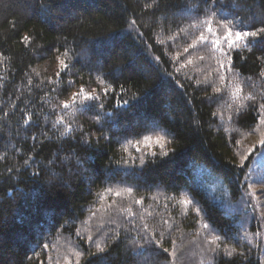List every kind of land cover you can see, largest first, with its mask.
I'll return each mask as SVG.
<instances>
[{
	"label": "trees",
	"instance_id": "obj_1",
	"mask_svg": "<svg viewBox=\"0 0 264 264\" xmlns=\"http://www.w3.org/2000/svg\"><path fill=\"white\" fill-rule=\"evenodd\" d=\"M58 2L76 7L54 12L45 22L39 16L28 14L23 0H0V157H6L0 158V264H76L77 250L95 251L87 237H98L100 225H104L109 235L118 231L123 241L121 253L130 254L134 247L132 240L137 238L133 224L141 223L155 229L158 239L164 233V247L171 248V241L176 242L179 253L176 264H208L206 238L211 236L203 229V223H209L221 234L227 232L230 237L243 236L246 232L251 244L245 242V247L252 249L253 264L264 260V219L254 214L251 207L261 201L245 203L250 199L246 185L252 184L251 190L259 195L261 185L256 181L264 177V157L257 154L259 148L244 162L243 171L236 167L241 163L237 154L257 144L258 141H253L264 134V125L255 119V113L241 120H228L240 103L231 95L237 84L243 86L241 95L253 92L259 97L264 92V79L258 77L259 62L254 63L253 53H233L240 76L228 72L226 82L220 81L216 74L219 53L213 56L210 46L190 49V55L185 53L193 61L190 65L182 66L183 59L177 62L174 57L178 52L182 53L201 31L207 34L204 24L190 26L196 23L197 15L205 19L195 7H185L192 0H168L167 12L155 16L152 9L144 7L148 0ZM13 19L19 21L15 34L8 22ZM131 19L137 21L135 30L129 28ZM178 28L186 32L175 40L169 39ZM24 35H32L34 45L25 48L21 42ZM82 50L88 51L92 63L77 62V53ZM64 51L69 53L66 62L70 71L57 76L60 71L57 56ZM99 52L112 53L113 58L98 56ZM117 55L119 60L114 59ZM201 56L203 60L199 59ZM97 60L100 64L107 63V67L98 70ZM101 71L109 87L108 95L101 96L105 110L112 112L123 100L134 103L132 94L141 97L151 85L150 102L128 119L139 117L148 124L154 121L163 127L166 116L175 114L179 117L183 138L167 146L168 157L159 155L158 146L148 149L158 155L146 156V159H156L159 163L141 171L137 159L126 175L115 171L121 167V157L127 159L128 153L117 143L124 139L119 134L122 130L113 128L107 132L110 142L102 141L99 147L81 153L88 158L85 167L90 169L91 180L95 182L88 176L73 177L76 188L72 197L63 192L53 194L46 184L50 175L41 173L40 177H34L32 173L38 166L47 164L61 144L65 149L61 156L67 155V149L74 146L51 127L65 111L69 113L64 116L65 123L73 118L71 109L62 110L57 105L81 86L86 91L100 92L106 86L96 82ZM145 75H150V81L143 79ZM249 76L251 81L246 79ZM205 79L210 82L208 85L203 83ZM69 80L74 81L71 88L66 83ZM53 87L57 90L52 91ZM214 87L224 88L225 93L223 100L213 103L206 97L213 93ZM28 117L31 125L24 123ZM193 121H198L199 127ZM79 122L86 131L91 126L85 117H79ZM250 126L257 127V131L252 132ZM33 136L37 139L33 140ZM237 140L239 144L235 143ZM138 147L141 152L145 151V146ZM128 151L136 157L141 154L134 147ZM29 156L36 163L30 161V166L25 168L24 160ZM164 161L167 163L161 167ZM9 167L14 169L11 174L7 172ZM199 168L209 174L205 180L211 183L212 178L220 183L222 196L216 199L202 181L196 180ZM55 170L60 172L59 168ZM133 170L138 174L132 175ZM9 175L12 179L4 183ZM245 175L249 177L247 181ZM129 186L133 188L131 194L122 191ZM107 188L113 191L108 192ZM116 191L122 195L117 197ZM186 199L194 203H181ZM136 200L143 203L136 204ZM196 208L202 210L199 216ZM129 209L134 215H129ZM165 220L167 224L163 223ZM45 244L47 248L43 247ZM85 259L81 258L80 264ZM135 259L138 264L142 258Z\"/></svg>",
	"mask_w": 264,
	"mask_h": 264
},
{
	"label": "snow or ice",
	"instance_id": "obj_2",
	"mask_svg": "<svg viewBox=\"0 0 264 264\" xmlns=\"http://www.w3.org/2000/svg\"><path fill=\"white\" fill-rule=\"evenodd\" d=\"M24 5L27 9L28 14L39 16L45 22L49 16L54 12H59L61 9L68 7H76V5H70L68 3H59L58 0H23ZM168 0H148L144 5L146 9H152V15L157 13H166L168 8ZM186 8L195 7L198 12L202 13L205 19L201 20L200 16L195 17L196 23L191 24V27H199L201 24L206 25V33L201 31L191 43L184 47L183 52H178L174 59L180 62L182 59L185 61L184 65L187 66L193 63L191 59L184 56L185 53L190 55V49L197 50L203 49L210 46V51L213 56L215 53H219L218 68L216 74L220 81L227 80L226 73H234L235 76H240V72L235 64V58L233 53L239 55L242 51H248L253 53L254 63L259 62L260 70L258 77L264 79V0H192L191 5H186ZM167 19V16H165ZM15 34L18 20L13 19L8 21ZM215 25V27L213 26ZM137 27L136 19H131L129 22V28L135 30ZM171 31V29H167ZM184 28H178L177 32L170 36L169 39L175 40L181 33H185ZM143 36V33H139ZM187 39V37H185ZM67 40V37H65ZM21 42L25 48L30 45H34V37L32 35H24L21 37ZM164 43V41H160ZM258 53V54H257ZM68 51H64L57 56L59 61L60 71L56 73L60 76L63 71H70L69 64L66 62L68 59ZM98 56H108L113 58L112 53H97ZM79 63L81 60L92 63V58L89 56L87 50H82L77 53ZM114 59L119 60L120 56H115ZM159 60V57L156 58ZM203 60L204 57H199ZM240 59L246 60V57L240 56ZM227 61V63L225 62ZM98 70H102L107 67V63L100 64L96 61ZM75 67V65H72ZM223 70V71H221ZM109 71H112L109 69ZM39 75V73H37ZM143 79L147 82L150 81V75H145ZM248 81L252 80L249 76L246 78ZM96 82L101 85H106V78L102 71L101 74L96 77ZM31 83V81H29ZM52 83V81H49ZM68 87L71 88L74 81L69 80L66 82ZM205 85L210 82L205 79L203 81ZM123 88V86L121 85ZM151 87V85H150ZM149 88H145L141 97H137L135 93L132 94L134 103H129L128 100H123L115 106L112 112L105 110V103L102 101L101 96H107L109 87L106 85L97 92L95 89L85 90L83 86L79 90L71 93V96L63 101H60L57 107L62 110L71 109V116L73 117L68 123H65L64 116L69 115L68 112H64L59 119L55 120L51 127L52 129L60 132V137H67L74 146H70L67 149V155L61 156L60 153L64 152V146L61 144L56 152L48 159L47 164H42L37 167V170L32 173L34 177H40L41 173L50 175V179L46 182L49 191L55 194L56 192H63L67 197H72L75 192L76 185L73 183V177L82 178L88 176L91 180L92 172L89 168L85 167L88 163V158L81 153L89 152L94 146L99 147L102 141H109L110 138L107 132L113 128L119 131V134L124 137L123 141L117 140V143L121 144V147L125 153H128L127 159L121 157L119 164L121 167L115 171H123L126 175L129 174V169H133L136 165L137 159L139 161V169L143 171L146 168L156 165L159 162L156 159H146V156L156 157L158 154L155 151H147L153 146H158L160 149V156L168 157L170 155L167 150L169 144H174L183 138V134L179 127V117L175 114L171 117L166 116V126H160L154 121L151 124L146 123L144 120L137 117L134 120H129V115L136 116L139 110L146 104L149 103L153 92ZM199 87V85H198ZM55 87L52 91H56ZM207 91V88L204 89ZM125 91H128L125 89ZM225 89L222 87H214L213 93L206 98L209 102H217L224 99ZM244 93L243 86L240 84L236 85V90L232 93L234 100H239L240 103L235 107L233 115L228 117L229 121L241 120L244 117L256 114L255 119L259 120L260 125H264V92L260 93L259 97L253 92ZM185 103H189L185 101ZM55 110V109H54ZM7 115V113H5ZM215 116L216 113H213ZM79 117H85L91 122V126L86 131L84 125L79 122ZM26 125H31V117L25 119ZM193 125L199 127L198 121H193ZM59 126V127H58ZM251 127V131H257V127ZM63 128V131H60ZM117 133H113L116 135ZM46 135V134H45ZM131 136L132 139H128ZM51 139L50 137H47ZM33 140L37 137L33 136ZM239 144L240 141H235ZM140 145L145 146V151L141 152ZM130 147L136 148L137 152H141L139 157L133 156L128 150ZM259 148L258 155L264 157V134L260 136L257 144H253L245 152L238 153L241 163L236 167H239L243 171L245 161L256 152ZM79 149V151H78ZM173 152L175 149L172 150ZM6 158V157H0ZM36 163L34 157L29 156L24 160L25 168L30 166L29 162ZM160 164L161 167L166 164ZM111 161L109 163V169ZM127 166V167H124ZM59 168L60 172L55 169ZM14 171L13 168H7V172L11 174ZM19 172V169H15ZM132 175H137L136 171L131 172ZM67 177V178H66ZM12 179L9 175L4 179V183H8ZM249 177L245 175L244 180L247 181ZM55 181V182H54ZM94 183V180H91ZM256 183L260 184L261 187L257 191H253V185L247 184L246 195L250 198L245 201L247 204H251V200L261 201L258 204L251 205L254 214H258L264 219V177L259 178ZM108 192H112L111 188L105 189ZM43 190H41L42 192ZM123 192L131 194L133 192L132 187H125ZM89 194H91V187L88 188ZM117 197L122 195L121 191L114 193ZM40 195V192L37 193ZM136 204H142V200H136ZM185 205H192L194 201L192 199H186L181 201ZM201 209L196 208V213L199 216ZM129 215H134L131 210H128ZM2 223V220H0ZM129 224H133L132 220L128 221ZM163 223L167 224L165 220ZM202 227L211 236V239L206 238L208 244L209 260L208 264H253L251 259V247H245V242L251 244L248 234L245 232L243 236L237 235L230 237L227 232L223 234L216 231L209 223H203ZM133 228L137 230V238H133V249L130 250V254L127 252L121 253V245L123 241L120 239V233L116 231L114 234L109 235L104 230V225H100L97 232L100 234L98 237L93 236L87 237V242L92 244L95 251L91 248L81 249L75 252L76 264H80L81 258L86 257L84 264H137L135 258H142L138 264H176L178 258V251L176 248V242L171 241V248L164 247V233L159 234V239L155 229L147 223H141L140 225L133 224ZM259 233H257L258 235ZM79 235V233H77ZM83 239V237H81ZM143 241L140 243L139 241ZM111 241L112 243H109ZM47 248L48 245H43ZM115 253V255H114ZM203 264V262H201ZM257 264H264V260L257 261Z\"/></svg>",
	"mask_w": 264,
	"mask_h": 264
},
{
	"label": "rangeland",
	"instance_id": "obj_3",
	"mask_svg": "<svg viewBox=\"0 0 264 264\" xmlns=\"http://www.w3.org/2000/svg\"><path fill=\"white\" fill-rule=\"evenodd\" d=\"M256 138V137H255ZM256 141H253L254 143L257 142L259 139H254ZM251 141V142H252ZM247 142V141H246ZM245 145H247V143H245ZM208 173L205 170H202L201 168H199L196 171V175L195 178L196 180H198L199 182H203L205 185V189L210 191L211 195H215L216 199L220 197V195L222 196V188L219 186L220 183L216 182V180L210 178L212 180V182H214L213 184H211L209 181L210 180H205V177H208Z\"/></svg>",
	"mask_w": 264,
	"mask_h": 264
}]
</instances>
